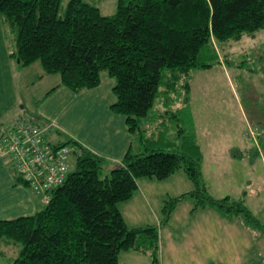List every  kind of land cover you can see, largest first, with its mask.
Wrapping results in <instances>:
<instances>
[{
	"label": "trees",
	"instance_id": "16d2710c",
	"mask_svg": "<svg viewBox=\"0 0 264 264\" xmlns=\"http://www.w3.org/2000/svg\"><path fill=\"white\" fill-rule=\"evenodd\" d=\"M61 2L0 0V26L4 36L6 28L14 36L12 57L20 67L38 61L44 74H57L59 84L76 93L97 87L105 72L115 82L111 110L125 117L132 142L103 179V157L70 139L53 143L76 145L79 153L40 211L0 220V245H21L13 264H118L123 251L146 253L159 264V228L129 227L118 205L130 199L138 178L164 180L178 169L193 188L164 201L160 225L190 198L193 209L209 207L224 218L238 217L263 236L264 224L242 200L210 196L199 147L185 134L178 114L186 102L181 94L188 90L180 82L190 71L208 67L198 61L202 48L264 29V0H116L112 15L84 0H69L60 16ZM177 102L182 105L174 108ZM161 105L168 109L160 113ZM154 112L160 121H151ZM168 114L176 124L171 142L162 136ZM33 118L31 124H37Z\"/></svg>",
	"mask_w": 264,
	"mask_h": 264
},
{
	"label": "rangeland",
	"instance_id": "374dc122",
	"mask_svg": "<svg viewBox=\"0 0 264 264\" xmlns=\"http://www.w3.org/2000/svg\"><path fill=\"white\" fill-rule=\"evenodd\" d=\"M68 1L62 0L60 16ZM84 1L96 5L102 15H112L115 12L116 0ZM5 30L4 36L0 26V116L9 109L14 110L16 115L10 122H3L2 125L8 126L19 117L26 123H32L35 111L33 103L42 97L48 86L55 83L59 76L48 75L43 80L30 84L32 77H36L40 70L42 72L41 65L36 61L28 67H20L11 55V52H15L14 36L7 28ZM198 61L208 67L190 71L180 82L186 84L188 90L185 94L179 93L186 98V102L180 104L182 108L178 115L185 134L198 144L205 187L215 199L229 196L234 200H242L264 224V29L251 35L244 34L238 41L208 44L200 51ZM30 70L34 73H29ZM106 78L114 82L108 75ZM181 91L179 88L178 92ZM7 102L9 105L4 106ZM7 107V110H3ZM167 109L163 105L159 107L160 113ZM164 118L168 126L162 136L171 142L176 135L175 120L170 114ZM151 121H160L159 114L155 113ZM166 131L168 132L164 135ZM1 149L3 150L0 145V151ZM71 169H74L73 161ZM176 172L181 174L183 171L178 169ZM177 174L168 183H164V186L182 187L180 175ZM106 175H109V170L105 167L100 175L101 179ZM188 182L193 188L192 183ZM171 197L173 196L163 198L158 208V218L161 221L164 201ZM191 201L190 198L185 200ZM234 219L240 220L238 217ZM155 225L159 229L165 226L171 228L178 239L174 242L176 249L184 245L182 238L185 236L183 229L186 224L183 220H176L172 224L169 219L160 227L158 223ZM20 249L19 244L0 245V264H13Z\"/></svg>",
	"mask_w": 264,
	"mask_h": 264
},
{
	"label": "crops",
	"instance_id": "0c3cea01",
	"mask_svg": "<svg viewBox=\"0 0 264 264\" xmlns=\"http://www.w3.org/2000/svg\"><path fill=\"white\" fill-rule=\"evenodd\" d=\"M29 73L32 74L34 71L30 70ZM38 74L40 75L36 79ZM38 74L32 77L30 84L48 77L43 70ZM106 77L107 74L102 73L97 87L77 93L61 86L59 79H54L55 83L48 86L32 107L35 110L36 125L48 129L45 136L50 142L58 143L65 139L77 142L92 153L103 157L107 169L110 170L114 164L122 160L131 145L132 135L128 131L125 117L111 110V105L115 102L112 92L115 82ZM0 80L2 81L1 76ZM180 104L177 102L173 107L179 108ZM6 105H9V102L4 106ZM15 115V111L9 109L0 116V126H3V122H10ZM183 172L177 174L175 171L164 180L138 178L137 188L130 199L118 205L126 225L138 227L158 223L160 227L158 208L163 198L176 197L192 189ZM175 174L180 175L182 187L164 186V183H168ZM185 200L176 205L170 216L172 224L176 220L178 222L183 220L186 224L183 229L185 236L182 238L184 245L177 249L174 247V242L178 239L169 226L159 229V264H264V239L262 240L261 235L246 228L241 220L224 218L209 207L193 209L194 202ZM40 205H43L41 200L27 187L17 182L10 158L1 149L0 220L32 215L43 208L44 205ZM118 264L152 262L146 253L123 251L118 255Z\"/></svg>",
	"mask_w": 264,
	"mask_h": 264
},
{
	"label": "built area",
	"instance_id": "2783aa9c",
	"mask_svg": "<svg viewBox=\"0 0 264 264\" xmlns=\"http://www.w3.org/2000/svg\"><path fill=\"white\" fill-rule=\"evenodd\" d=\"M47 130L22 118L0 126V145L10 158L16 176L43 205L63 185L70 172V159L79 153L73 144L55 147L45 136Z\"/></svg>",
	"mask_w": 264,
	"mask_h": 264
}]
</instances>
